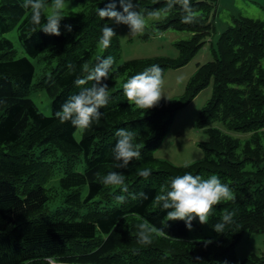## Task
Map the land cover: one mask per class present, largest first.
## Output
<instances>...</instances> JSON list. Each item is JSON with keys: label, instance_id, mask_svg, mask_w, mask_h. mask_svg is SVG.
Here are the masks:
<instances>
[{"label": "trees", "instance_id": "16d2710c", "mask_svg": "<svg viewBox=\"0 0 264 264\" xmlns=\"http://www.w3.org/2000/svg\"><path fill=\"white\" fill-rule=\"evenodd\" d=\"M0 1V98L6 99L0 106V264H47L46 257H54L58 264H264V256L236 255L246 234L264 233V21L234 17L213 48V60L196 70L184 94L178 100H161L147 111L129 105L123 83L152 65H159L164 77L168 70L191 62L215 31L219 0H190L199 13L193 24L182 23L179 6L156 23L162 31L192 33L177 43L178 57L121 64L118 31L97 14L110 2L118 9L119 0H76L86 4V11L61 20L59 36L44 33L43 21L32 25L30 10L21 7L23 0ZM133 2L148 10L166 4ZM105 24L116 33L107 49L98 47ZM16 27L26 57L16 58L13 42L4 37ZM108 56L115 61L104 81L108 103L100 109L99 122L77 139L79 130L70 122L61 123L55 112L79 93L75 81L85 75L82 65L94 67ZM37 58L46 61L48 70L34 82L31 59ZM69 63L76 65L75 72L69 71ZM211 85L212 97L198 120L208 135L203 158L182 166L157 158L177 112ZM39 90L52 98V116L43 114L30 98ZM120 128L136 131L134 142L141 152L126 169L112 166ZM57 153L69 168L57 184L61 199L51 207L58 198L46 187L51 164L46 159ZM77 162L84 163L83 172L76 171ZM145 168L150 170L147 179L138 175ZM111 171L125 176L129 193L143 191L148 199L133 200L120 188L101 183L97 174L103 177ZM186 172L204 179L218 176L235 197L213 206L206 225L194 220L192 231L183 221H167V210L154 202L155 195L170 188L172 178ZM122 194L126 201L118 203L115 197ZM225 211L234 213L233 219L218 234L213 226ZM145 220L163 227L167 235L154 236L150 245L139 244L136 225Z\"/></svg>", "mask_w": 264, "mask_h": 264}, {"label": "clouds", "instance_id": "9594fccd", "mask_svg": "<svg viewBox=\"0 0 264 264\" xmlns=\"http://www.w3.org/2000/svg\"><path fill=\"white\" fill-rule=\"evenodd\" d=\"M176 6L182 13V23L193 24L199 13L192 7L190 0H166L165 6L159 9H140L139 3L133 0H119L117 11L115 2L108 3L104 8H98L97 14L102 19L114 21L116 24L126 25L130 30V36L142 35L150 20H160L169 15ZM25 10H30V22L34 26H40L41 30L48 34L59 36V25L65 17L67 10L66 0H23L21 5ZM71 31V26H66ZM102 35L98 40V47L107 49L111 45L112 38L116 36L113 28L107 24L102 28ZM114 58L108 56L101 59L94 67L88 64L82 65L83 78L78 77L75 81L80 88L78 94L72 95L55 112V117L61 122H70L71 125L81 131L92 127L93 122H99L102 113L109 100V87L107 81L113 71ZM70 72L76 71V65H67ZM89 82H91L89 84ZM164 84L163 69L159 65H152L139 74L133 75L123 83V93L129 105H134L141 110H150L159 105L164 97L162 88ZM6 103L5 98H0V106ZM118 138L112 155L114 159L113 168L126 169L135 159H140L139 146L134 142L135 130L120 128L115 133ZM138 175L147 179L150 170L145 168L138 171ZM101 183L106 186L118 187L122 193L128 194L131 199L147 200L148 196L143 191L129 193L125 184V176L116 171H111L103 177H99ZM235 199L232 189L222 183L216 175L204 179L200 175L186 172L170 180V188L162 189L160 194L155 195L154 202L167 210V221H183L189 231L193 230V221L198 220L201 225L209 222L213 206L222 201H233ZM118 203L126 201L125 195L115 197ZM234 213L225 211L222 220L213 226V230L221 234L225 226L232 222ZM137 242L141 245H150L154 236L167 235L163 227L158 228L148 221L136 225ZM207 243H211L210 241ZM47 264H58L54 257H46Z\"/></svg>", "mask_w": 264, "mask_h": 264}, {"label": "rangeland", "instance_id": "374dc122", "mask_svg": "<svg viewBox=\"0 0 264 264\" xmlns=\"http://www.w3.org/2000/svg\"><path fill=\"white\" fill-rule=\"evenodd\" d=\"M262 2L264 1L232 0L228 4L224 0L222 4L218 2V9L214 19L215 31L191 62L182 68L167 71L163 77L162 94L164 97L161 100H178L184 94L187 83L196 70L213 60V48L216 47L221 33L231 25L234 17L241 16L264 21V4ZM66 4V18L63 20L70 19L76 14L86 11V4L76 0H66ZM117 11H122L119 5ZM164 18L158 21L150 20L145 32L138 36H130V30L126 25L116 24L114 21L108 20L118 31L121 46L119 64L132 59L178 57L177 43L190 39L192 33L172 29L162 31L156 28V23L164 20ZM4 37L13 42L16 58L27 56L20 42L17 27L5 34ZM31 60L36 67L34 82H37L44 72L48 70L47 64L41 58ZM262 65L264 66V61ZM53 66H55V62ZM117 81L121 83L123 78L120 77ZM212 92L211 85L204 89L191 103L177 112L168 134L156 151L157 158L164 159L177 166L191 164L203 158L204 150L202 144L208 140V135L198 127V120L203 108L211 99ZM30 98L43 114L52 116V98L45 90L32 91ZM81 136L82 131L79 130L76 137L80 139ZM262 143L264 145V135ZM39 153L40 151L38 150L37 156H39ZM60 155V153H57L53 158L46 159L51 163L49 168L50 177L46 187L51 189L50 194L52 196L58 198H55V201L51 203V207L56 206L61 199L62 191L57 184L69 168V162L60 160ZM75 166L76 171L83 172L85 165L83 162H77ZM75 166H73L74 169ZM248 169H252V166L249 165ZM236 255L240 259L249 258L252 255L264 256V233L246 234L236 246Z\"/></svg>", "mask_w": 264, "mask_h": 264}, {"label": "crops", "instance_id": "0c3cea01", "mask_svg": "<svg viewBox=\"0 0 264 264\" xmlns=\"http://www.w3.org/2000/svg\"><path fill=\"white\" fill-rule=\"evenodd\" d=\"M230 1H232V0H224V2H226V4H228ZM250 1H255V0H250ZM260 1V0H259ZM262 1H264V0H262ZM219 3H223V0H219ZM263 4H264V2H262ZM261 3V4H262Z\"/></svg>", "mask_w": 264, "mask_h": 264}]
</instances>
